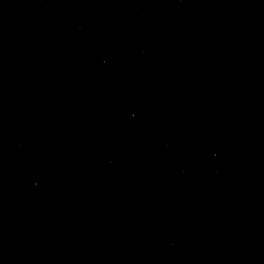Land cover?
<instances>
[{"label": "water", "instance_id": "95a60500", "mask_svg": "<svg viewBox=\"0 0 264 264\" xmlns=\"http://www.w3.org/2000/svg\"><path fill=\"white\" fill-rule=\"evenodd\" d=\"M0 264H264V0H0Z\"/></svg>", "mask_w": 264, "mask_h": 264}]
</instances>
